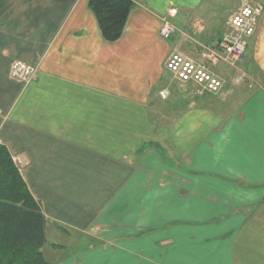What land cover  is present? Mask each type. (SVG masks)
<instances>
[{"label":"crops","instance_id":"0c3cea01","mask_svg":"<svg viewBox=\"0 0 264 264\" xmlns=\"http://www.w3.org/2000/svg\"><path fill=\"white\" fill-rule=\"evenodd\" d=\"M132 1L112 40L90 0H0V144L23 160L45 258L264 264V15L244 63L253 81L197 95L166 60L203 63L198 44L216 43L242 0L226 12L225 0ZM14 60L39 66L28 85L9 76Z\"/></svg>","mask_w":264,"mask_h":264},{"label":"built area","instance_id":"2783aa9c","mask_svg":"<svg viewBox=\"0 0 264 264\" xmlns=\"http://www.w3.org/2000/svg\"><path fill=\"white\" fill-rule=\"evenodd\" d=\"M173 11L170 10L168 17L162 19L161 34L165 39L172 38L177 30L169 20ZM263 15L264 2L251 3L249 0H242L241 6L228 19L226 30L217 42L198 44L203 63L174 50L166 60V69L180 83L193 85L197 95L219 94L227 83L233 86L251 83L253 77L246 70L244 63L251 40ZM220 65H225L229 69L227 76L211 69ZM38 72V65L14 60L10 66L9 76L25 86L34 80ZM160 95L162 98H167L169 91L164 89ZM13 161L19 169H22L23 160L19 156H14Z\"/></svg>","mask_w":264,"mask_h":264},{"label":"trees","instance_id":"16d2710c","mask_svg":"<svg viewBox=\"0 0 264 264\" xmlns=\"http://www.w3.org/2000/svg\"><path fill=\"white\" fill-rule=\"evenodd\" d=\"M104 35L121 37L132 0H90ZM45 217L13 158L0 144V264H50L45 258Z\"/></svg>","mask_w":264,"mask_h":264},{"label":"rangeland","instance_id":"374dc122","mask_svg":"<svg viewBox=\"0 0 264 264\" xmlns=\"http://www.w3.org/2000/svg\"><path fill=\"white\" fill-rule=\"evenodd\" d=\"M258 1V0H257ZM260 2H264V0H259ZM226 2V3H225ZM225 2H224V4H223V6H222V9H223V12H226V11H228V10H230L232 7H234V5L236 4V2H237V0H225ZM239 2V1H238ZM222 12V13H223ZM223 15H225V14H220V16H219V18L221 17V16H223ZM252 74H251V76H254V71L252 70V68L250 69V67L248 66V68H247ZM254 83V82H253ZM75 238L77 239V237L75 236ZM78 238H80V237H78ZM80 240V239H79ZM81 242L83 243V245H81V247H80V244H79V247L80 248H83V246H85L87 243H86V241H85V238H81ZM49 241L50 242H54L55 240L54 239H52L51 237H49ZM76 242V241H75ZM47 257V256H46Z\"/></svg>","mask_w":264,"mask_h":264}]
</instances>
